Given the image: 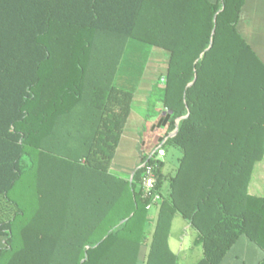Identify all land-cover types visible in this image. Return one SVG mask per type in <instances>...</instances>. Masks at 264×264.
<instances>
[{
  "label": "trees",
  "instance_id": "16d2710c",
  "mask_svg": "<svg viewBox=\"0 0 264 264\" xmlns=\"http://www.w3.org/2000/svg\"><path fill=\"white\" fill-rule=\"evenodd\" d=\"M243 3L0 0V264H178L175 213L203 246L191 264H218L239 235L264 252V195L248 190L264 157V62L237 31ZM97 32L168 52L157 126L160 148L180 150L172 175L156 152L131 178L109 171L131 92L89 85ZM81 104L90 122L74 129ZM65 137L86 139L70 147L82 161L49 163L43 150ZM150 164L161 196L152 222L140 185ZM27 179L33 204L14 193Z\"/></svg>",
  "mask_w": 264,
  "mask_h": 264
},
{
  "label": "rangeland",
  "instance_id": "374dc122",
  "mask_svg": "<svg viewBox=\"0 0 264 264\" xmlns=\"http://www.w3.org/2000/svg\"><path fill=\"white\" fill-rule=\"evenodd\" d=\"M97 33L99 40H96L88 59V61H91L90 69L92 71L87 78L89 85H91L92 81V84L99 90H103L106 96L114 92H119V90L129 91L133 94L137 92L143 93V90H147L146 107L133 108L134 112L142 119L141 128L138 130V139L141 140V152L147 155L149 152L155 151L163 143L160 130L151 128L150 126L154 122V118L160 114L156 108L159 105L158 100L162 95V76L166 70L168 52L139 38L116 36L102 32ZM84 106V104L77 105L71 111V114L74 116L72 120L74 129L82 121L85 123L90 122V118H87L86 115L85 117L80 116V119L77 118L76 114L78 112L84 111L85 113ZM85 140L79 137L59 138L53 142V146L43 150L46 160L49 163L53 161L60 165L61 159H67L72 162L82 161L84 152L81 150L82 148L72 153L70 152V147L81 145L83 142L85 143ZM67 147L68 149H66ZM163 148L166 151V156L162 158L164 160L162 170L164 175H172L178 165L180 150L172 144H165ZM121 150L122 147L119 148L116 160L127 166L129 164L130 154L127 152L126 155L125 151L122 153ZM22 161L25 163L29 162L28 154L25 153L23 155ZM262 168L264 169V165ZM120 174L116 173L115 175L125 177L127 173ZM33 181L34 177L32 176L31 182ZM262 182L264 183V178ZM166 188L167 181L164 180L163 193L166 192ZM31 192L32 189L29 187V179L18 182L14 188V193L27 204H33L34 202V197ZM154 213L155 208L149 210V215H154ZM150 221H153V217ZM150 228L151 226L147 223L146 229ZM173 237L174 234L168 244L171 248L175 246ZM3 242L4 237H0V245H3ZM197 253L198 249L195 248V244L192 242L190 235H188L184 237L182 253L179 254L178 262L180 264L193 263L197 260ZM184 256L186 257L184 258Z\"/></svg>",
  "mask_w": 264,
  "mask_h": 264
},
{
  "label": "crops",
  "instance_id": "0c3cea01",
  "mask_svg": "<svg viewBox=\"0 0 264 264\" xmlns=\"http://www.w3.org/2000/svg\"><path fill=\"white\" fill-rule=\"evenodd\" d=\"M208 1L216 2L217 0ZM236 28L240 36L249 44L259 59L264 62V0H244L236 23ZM146 95L147 90H143V93H131V99L128 102V115L123 125L114 156L109 166V171L113 174L119 173V175H121L120 173H127L124 178L132 177L133 171L140 165V160L145 155L143 152H141V140L138 139V130L141 128L140 125L142 119L136 112H134L133 108L146 107ZM119 98H122V96L120 95ZM159 105L156 109L159 110L160 114L154 118V122L150 127L159 129L162 136V128L157 126L158 119L160 115L163 114V112H161L162 106ZM120 147H122V153L125 151L126 155L127 152L130 154V160L127 166L116 160ZM163 151L164 156L162 158L166 156L165 149H163ZM154 152L155 151L153 150L147 155H151ZM162 161L164 162L163 159ZM263 165L264 157L261 161L256 162L254 165L251 182L248 187V190L251 194L264 195V183L262 182L264 178V169L262 168ZM152 208H155V213L154 215H149L150 219L152 217L154 219L156 216V207L153 206ZM173 234L175 246L172 248L169 246V248L173 253L176 254L178 264H180L178 262V257L179 254L182 253L184 237H187L188 235H190L192 242L195 244V248L198 249L197 260L195 262L204 256L202 244L195 241L197 237V231L178 213H175L172 218L168 236V244ZM263 256L264 252L262 249H260L255 243L251 242L246 236L239 235L234 243L227 249L225 255L218 264H259V261L263 258ZM185 257L186 256H184V258Z\"/></svg>",
  "mask_w": 264,
  "mask_h": 264
},
{
  "label": "built area",
  "instance_id": "2783aa9c",
  "mask_svg": "<svg viewBox=\"0 0 264 264\" xmlns=\"http://www.w3.org/2000/svg\"><path fill=\"white\" fill-rule=\"evenodd\" d=\"M157 157L164 156V151L160 147L156 150ZM155 165L150 164L145 166L142 177H141V189L145 196L150 195L152 198L151 203L146 206L147 210H150L153 207V204L160 200L161 196L159 193L154 191L155 184V174H154Z\"/></svg>",
  "mask_w": 264,
  "mask_h": 264
},
{
  "label": "water",
  "instance_id": "95a60500",
  "mask_svg": "<svg viewBox=\"0 0 264 264\" xmlns=\"http://www.w3.org/2000/svg\"><path fill=\"white\" fill-rule=\"evenodd\" d=\"M210 46H211V43L209 44V47H210ZM209 47H208V48H209Z\"/></svg>",
  "mask_w": 264,
  "mask_h": 264
}]
</instances>
